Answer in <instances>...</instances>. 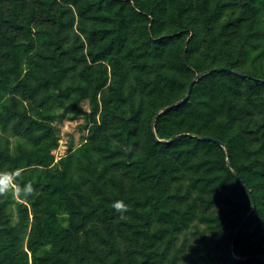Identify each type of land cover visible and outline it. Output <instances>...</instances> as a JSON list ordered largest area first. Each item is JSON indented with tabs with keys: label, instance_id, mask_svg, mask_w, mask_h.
Masks as SVG:
<instances>
[{
	"label": "trees",
	"instance_id": "trees-1",
	"mask_svg": "<svg viewBox=\"0 0 264 264\" xmlns=\"http://www.w3.org/2000/svg\"><path fill=\"white\" fill-rule=\"evenodd\" d=\"M229 162L264 255V0H0V264H264Z\"/></svg>",
	"mask_w": 264,
	"mask_h": 264
},
{
	"label": "water",
	"instance_id": "water-1",
	"mask_svg": "<svg viewBox=\"0 0 264 264\" xmlns=\"http://www.w3.org/2000/svg\"><path fill=\"white\" fill-rule=\"evenodd\" d=\"M214 70H225V71H232V72H235V70H233V69H231V68H228V67H218V68H215ZM200 77H201V73H197L196 77L194 78V80H193V81L190 83V85H189L187 95H186L183 99L179 100L178 102H176V103H174V104H171V105H169V106L164 107L163 110H167V109H169V108L174 107V106L177 105V104H180V103H182V102H184V101H187V100L189 99V96H190V94H191V92H192V90H193V87H194L195 83L200 79ZM160 112H161V111H158V112L156 113V116H157ZM203 139H205V140L215 141V142H217V143L223 145V146L226 148V150H227V155L229 156V153H230V152H229L227 146L225 145V143L222 142L221 140H219V139H215V138H212V137H210V136H205V137H203ZM165 142H169V141H165ZM228 167H229V169H231V170L233 171V173L239 178L240 182L243 184V186H244V188H245V190H246V193L248 194V196H249V198H250V200H251V202H252V204H253V210H252V211H251V212H250V213H249V214H248V215H247V216H246V217H245V218H244V219H243L238 225H237V227H236V229H235V232H234L233 238H232L231 243H230V254H231V256H232L234 259H240V260L264 259V255H256V256H250V257H246V258H240V257H237V256L234 254L233 245H234L235 238H236V236H237V234H238V232H239V229L241 228V226H242L244 220H245L246 218H248V217L254 212V210H255V208H256V201H255V198H254V196H253V194H252L251 189L247 187V185L244 183L243 179L239 176L238 172L232 167V165H231L230 162L228 163Z\"/></svg>",
	"mask_w": 264,
	"mask_h": 264
},
{
	"label": "rangeland",
	"instance_id": "rangeland-1",
	"mask_svg": "<svg viewBox=\"0 0 264 264\" xmlns=\"http://www.w3.org/2000/svg\"><path fill=\"white\" fill-rule=\"evenodd\" d=\"M85 106L88 108V103L85 102ZM83 119H78L74 121L66 120L63 123H60V134H61V140H60V146L54 150V153L56 155V158H59L60 156H63L67 153V145L68 141L70 139V136H74L75 143L78 145L82 140V132L79 129L78 124L82 123Z\"/></svg>",
	"mask_w": 264,
	"mask_h": 264
},
{
	"label": "clouds",
	"instance_id": "clouds-1",
	"mask_svg": "<svg viewBox=\"0 0 264 264\" xmlns=\"http://www.w3.org/2000/svg\"><path fill=\"white\" fill-rule=\"evenodd\" d=\"M6 191H7V185L3 181H0V194H4ZM25 191L27 194H31V192H32L31 185H28V187L25 189ZM113 208L117 212H121V213L128 211V207L123 201L114 202Z\"/></svg>",
	"mask_w": 264,
	"mask_h": 264
}]
</instances>
